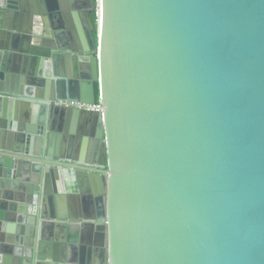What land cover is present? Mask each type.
I'll list each match as a JSON object with an SVG mask.
<instances>
[{
    "label": "water",
    "instance_id": "1",
    "mask_svg": "<svg viewBox=\"0 0 264 264\" xmlns=\"http://www.w3.org/2000/svg\"><path fill=\"white\" fill-rule=\"evenodd\" d=\"M38 1L0 0V264L72 263L68 221L103 264H264V0H70L68 49Z\"/></svg>",
    "mask_w": 264,
    "mask_h": 264
},
{
    "label": "crops",
    "instance_id": "2",
    "mask_svg": "<svg viewBox=\"0 0 264 264\" xmlns=\"http://www.w3.org/2000/svg\"><path fill=\"white\" fill-rule=\"evenodd\" d=\"M37 3L42 21H44L45 18L47 27L53 32H58V39L63 48L68 49L72 46L73 42L77 41H79L82 46L88 44L87 34L89 32V21L87 13L89 12V5L85 3L77 4L75 1L69 0L67 6L62 7L59 0H50V4L53 6L50 7L49 5L47 8L45 7L47 3L45 0H40ZM71 41L73 42L71 43ZM10 64L13 76L16 79L20 78L21 81H27L29 78L28 63L20 59L12 63L10 58H6L5 56L1 57L0 65H2V68L4 65L9 66ZM64 72L65 73L61 75L65 76L67 80L60 82L58 86L61 97L65 96L61 99L75 101L70 97L74 89L75 64L66 62ZM42 73H47V70L45 69ZM55 86L57 87L56 83ZM55 86L54 88L56 90ZM62 143L63 141L61 140L59 144ZM85 146H87L86 150L89 149V146H91L90 141H87ZM92 147V160H94L98 152L96 142ZM93 193L94 191L91 190L90 195ZM93 202L95 204V197ZM66 224L67 228L62 231V235L65 237L67 256H69L70 262H72L70 264H103V259L100 253L97 252L100 251L103 246L99 244V236L102 233L97 229V226H103V223L101 221H94L93 225L96 227L95 229H87L81 222L68 221ZM85 238L88 239L86 242H83Z\"/></svg>",
    "mask_w": 264,
    "mask_h": 264
},
{
    "label": "built area",
    "instance_id": "3",
    "mask_svg": "<svg viewBox=\"0 0 264 264\" xmlns=\"http://www.w3.org/2000/svg\"><path fill=\"white\" fill-rule=\"evenodd\" d=\"M67 106H71V105H74V106H77V107H84V105H80L79 103H75V102H67L66 103ZM88 110H93V111H101L102 110V107L100 104H97V105H94V106H85Z\"/></svg>",
    "mask_w": 264,
    "mask_h": 264
},
{
    "label": "trees",
    "instance_id": "4",
    "mask_svg": "<svg viewBox=\"0 0 264 264\" xmlns=\"http://www.w3.org/2000/svg\"><path fill=\"white\" fill-rule=\"evenodd\" d=\"M95 19H96V17H95V14H94V20ZM94 36L96 37L97 34H94ZM95 94H96V100H97V102H99V99H100V90H99V85L98 84L95 85Z\"/></svg>",
    "mask_w": 264,
    "mask_h": 264
},
{
    "label": "flooded vegetation",
    "instance_id": "5",
    "mask_svg": "<svg viewBox=\"0 0 264 264\" xmlns=\"http://www.w3.org/2000/svg\"><path fill=\"white\" fill-rule=\"evenodd\" d=\"M72 42H73V41H71V43H72ZM75 44H77V42H73V45H75ZM73 45H72V46H73ZM59 104L67 106L66 103H64V102H60V101H59ZM67 107H68V106H67Z\"/></svg>",
    "mask_w": 264,
    "mask_h": 264
}]
</instances>
